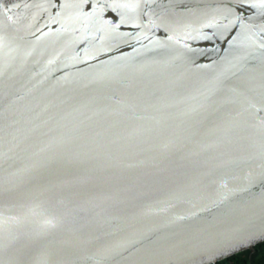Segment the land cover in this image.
Wrapping results in <instances>:
<instances>
[{
	"label": "water",
	"instance_id": "1",
	"mask_svg": "<svg viewBox=\"0 0 264 264\" xmlns=\"http://www.w3.org/2000/svg\"><path fill=\"white\" fill-rule=\"evenodd\" d=\"M262 243L264 0H0V264Z\"/></svg>",
	"mask_w": 264,
	"mask_h": 264
},
{
	"label": "trees",
	"instance_id": "2",
	"mask_svg": "<svg viewBox=\"0 0 264 264\" xmlns=\"http://www.w3.org/2000/svg\"><path fill=\"white\" fill-rule=\"evenodd\" d=\"M218 264H264V243L257 245L253 250L242 252Z\"/></svg>",
	"mask_w": 264,
	"mask_h": 264
}]
</instances>
